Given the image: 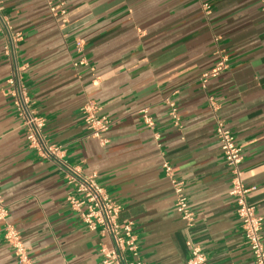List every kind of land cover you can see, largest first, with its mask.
Segmentation results:
<instances>
[{"label":"crops","instance_id":"crops-1","mask_svg":"<svg viewBox=\"0 0 264 264\" xmlns=\"http://www.w3.org/2000/svg\"><path fill=\"white\" fill-rule=\"evenodd\" d=\"M53 4L67 14L54 15ZM4 12L19 38L8 55L10 37L0 25V190L7 209L0 264H19L5 239L7 225L18 230L35 264H101L107 239L69 206L64 163L97 175L121 205L120 220L133 221L145 264H188L193 244L205 253L204 264H254L216 125L224 121L243 150V180L254 188L248 201L263 216L264 240L261 0H6ZM219 51L228 68L204 86ZM15 70L44 120V141L61 146L60 158L27 140L8 82ZM91 102L98 117L111 120L100 137L88 128ZM164 162L183 183L192 223L176 211Z\"/></svg>","mask_w":264,"mask_h":264},{"label":"built area","instance_id":"built-area-1","mask_svg":"<svg viewBox=\"0 0 264 264\" xmlns=\"http://www.w3.org/2000/svg\"><path fill=\"white\" fill-rule=\"evenodd\" d=\"M5 2L6 0H0V25L9 34L10 44L6 47L5 52L10 55L15 41L19 38V34L12 33L11 23L4 12ZM261 2L262 10L264 11V0H261ZM203 8L206 14H209L210 5L205 3ZM50 10L54 15L65 16L67 14L66 9L58 4L51 5ZM78 46L82 47L80 40L78 41ZM218 53L220 54V59L215 68L202 76V84L204 86L209 78L218 76L228 68L227 56L220 51ZM8 82L13 87V94L17 98L18 111L29 127L27 140L38 147L43 155L60 158L61 146L49 145L44 141L42 134L44 120L37 117L32 111L30 97L21 83V76L18 70H15ZM169 107L175 123L179 124L180 117L178 116L176 104L171 101L169 102ZM97 110V105L92 102L85 107L88 128L93 136L100 137L101 133L110 128L111 120L107 116L98 117L96 114ZM142 112L146 123L153 126L154 122L147 115L146 110H142ZM216 134L221 144L224 158L230 168V194L236 200L237 214L244 232L245 243L253 254L254 264H264L263 216L248 201V195L254 188L246 186L243 180V171L240 166L243 160V150L224 121L218 120ZM163 167L175 188L177 195L176 211L185 220L192 223L194 213L184 192L183 183L174 178L173 168L168 162H164ZM63 168L66 172L67 184L71 187V191L67 196L69 206L79 215L89 230L98 232L107 239V243H103L100 247L101 264H145L139 256L138 247L133 236V221L122 222L120 220L121 205L115 202L97 182V175H84L67 163L63 164ZM6 215L7 209L0 190V218H4ZM5 239L13 246L19 264H35L30 256L29 248L23 242L18 230L12 225H7ZM128 252L131 258L128 257ZM205 261L206 256L201 247L193 244L188 264H204Z\"/></svg>","mask_w":264,"mask_h":264}]
</instances>
